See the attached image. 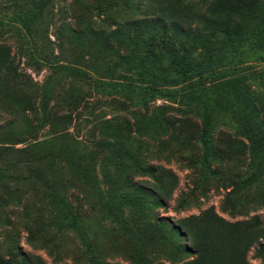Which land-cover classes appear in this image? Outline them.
<instances>
[{"label": "rangeland", "instance_id": "rangeland-1", "mask_svg": "<svg viewBox=\"0 0 264 264\" xmlns=\"http://www.w3.org/2000/svg\"><path fill=\"white\" fill-rule=\"evenodd\" d=\"M210 1L0 0V264H264V0Z\"/></svg>", "mask_w": 264, "mask_h": 264}, {"label": "trees", "instance_id": "trees-1", "mask_svg": "<svg viewBox=\"0 0 264 264\" xmlns=\"http://www.w3.org/2000/svg\"><path fill=\"white\" fill-rule=\"evenodd\" d=\"M223 0H211L207 5V10H214L219 7L220 3H222ZM186 13H183L181 16L176 15V13H173L172 15L168 17H152V18H145L138 21H127L122 24V29L127 30L128 28H132L133 30H140L145 28L146 26H157L161 28L163 31H175L177 32L180 30L181 26H185L188 24L189 17L191 16L190 13H188V9H185ZM120 27V28H121ZM201 140L204 142V137H201ZM14 262H17V259H10L7 261V264H13Z\"/></svg>", "mask_w": 264, "mask_h": 264}]
</instances>
